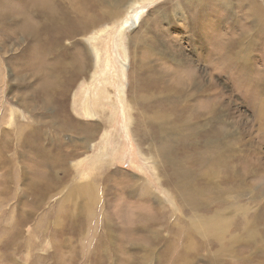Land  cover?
I'll return each mask as SVG.
<instances>
[{
    "label": "rangeland",
    "instance_id": "rangeland-1",
    "mask_svg": "<svg viewBox=\"0 0 264 264\" xmlns=\"http://www.w3.org/2000/svg\"><path fill=\"white\" fill-rule=\"evenodd\" d=\"M23 1L0 0V119H3L2 123L0 121V141L2 144L9 139L7 143L13 146L6 149L5 142L0 147L1 151L4 150V154H0V264H9L8 258L13 259V264H139L140 260L144 264H247L242 256H248L253 263L259 261L257 248H253L252 244L245 248L243 243L251 241L253 236H247L250 233L259 239L262 226H259L258 220H253V214L261 212L263 215L264 212V131L259 113L260 106L264 110V0H141L129 10L127 8L133 0H52L67 12L62 26L41 20V24L49 27L45 34L47 41L63 35L61 47L66 49L61 52L57 49L53 55L71 54L78 49L85 54L84 58L81 56V61L85 64L90 61L91 67L85 76L76 80L64 79L61 90L58 89L51 103L45 105L43 100L33 96L38 93L35 91H41L38 79L20 73L21 59L29 53L28 42L22 34L20 20L16 22L12 18H19ZM103 11V15L107 13L109 17L121 12V17L114 24L105 19L103 24L91 28L90 32L106 24L111 26L92 44L104 54H100V64H94L93 55L88 51L90 46L81 39L85 34L73 36L72 32L79 30L77 16L93 15L100 22ZM135 17L137 21L134 22ZM117 25H122L125 31L122 32L125 37L122 45L128 64L124 66L123 80L118 77L122 71L119 61L122 63L123 56L121 47L117 45ZM136 36L144 39L141 45L127 44ZM71 41L78 45L71 47ZM69 42L71 45H66ZM212 43L220 54L225 45L231 46L233 61L230 67L211 55L215 49ZM234 44L238 47L233 50ZM140 61L151 68L155 65L157 72H138L135 69H138ZM102 70L108 77L103 83V78L99 76L97 79H101L95 80L100 88V98L91 95L92 99H82L91 94L92 89L88 92L83 88L91 83L92 73L100 74ZM177 71V74H183V79L193 75L195 82L206 88L204 95H215V119L225 132V136L221 137L223 147L219 148L221 159L236 167L241 175L238 177L242 181L236 184L233 181V193L228 192L226 185L222 186L223 193H220L227 205L232 201L237 203V207L229 205V211L233 212L226 217L231 215L230 231L239 235V241L235 246L226 245L225 241V252H220L219 247H210L208 243H200L191 234L194 233L193 228L187 224L188 219L194 217L187 209L197 207L191 205L193 198L187 197L186 191L192 183H187L188 188L182 197L181 181L173 172L178 171L180 178L187 172L188 177L193 179L192 157L187 155L180 168L174 164L173 170L163 160L165 146L169 145L167 138L175 140L172 145L174 151L182 149L179 144L182 133L178 129H182L183 125L175 115L180 114L181 120L184 117L187 120L188 115H195L201 110L200 100L203 103L208 100L201 97L194 102L190 100L186 114L180 112V105L172 109L154 99L138 104L130 102L134 94L143 98L157 97V91L166 88L163 82L172 78L168 73L178 76ZM174 81L178 83L176 78ZM120 83L125 87V102ZM135 84L139 89L137 91L134 90ZM101 88L107 92L106 95ZM161 97L165 98V94ZM179 98L184 104V97ZM84 101L88 102L85 112H81ZM126 102L131 108L130 121L125 117L129 109ZM210 105L203 112L209 110ZM9 109L16 111L11 118ZM18 123L28 124V128L36 130V134L41 132L38 136L34 135L33 142L39 141L43 149H51L48 151L58 162L55 169L58 185H53L52 191L47 192L46 198L43 197L35 210L30 209L29 202L37 196L26 194L22 186L23 176L29 181L35 178L45 180L44 176H52V173L48 171L45 160V164L40 166L36 164L40 159L37 160L38 157L32 156L28 150H22L21 146L15 150L18 140L21 142L24 132L28 131L27 127L26 131L20 129V139L3 134L11 130L15 132ZM127 123H130L128 127ZM204 123L206 119L199 121V125ZM158 124L162 125V140L155 132ZM91 130L95 131L89 137L92 139L91 148H83L85 134ZM53 148L55 151H52ZM148 148L152 149L151 153ZM142 153L149 158L148 163L144 162ZM30 155L34 160H29ZM101 157L106 160L102 162ZM6 161L10 166H6ZM223 173L226 171L223 170ZM80 179L82 183L90 181L95 186L90 191L88 185L80 183L75 186L78 188L75 192L72 183ZM196 181V186L201 187L199 183L202 180ZM40 183L47 189L50 186L46 181ZM143 183L147 188L142 187ZM24 209H27L25 216L22 213ZM248 209L247 221L242 220L240 213ZM206 217L209 216H203ZM252 221L255 223L251 224ZM171 223L173 227L170 228ZM241 228H244L243 231H240ZM150 229L158 231V238L156 234H147ZM189 233L192 243L183 249V241ZM27 240L37 249L31 247L23 251V243ZM103 240H106L105 244Z\"/></svg>",
    "mask_w": 264,
    "mask_h": 264
},
{
    "label": "bare ground",
    "instance_id": "bare-ground-1",
    "mask_svg": "<svg viewBox=\"0 0 264 264\" xmlns=\"http://www.w3.org/2000/svg\"><path fill=\"white\" fill-rule=\"evenodd\" d=\"M138 1H141V0H133L132 3L130 4V6L127 8V10L131 9L134 5H136V3H138ZM21 5L22 6L19 9V14H18L19 18L18 19L14 18V17L12 18L16 22L20 20L19 25L22 28V34L24 35L25 39L28 42V50H29L28 52L29 53H28L27 57H24V58L21 59V62H23V64L21 63L22 67L20 69L21 70L20 73H24L28 77H33V78H37L38 79L39 84H40L39 87H40L41 91H35V92H38V93H35L33 96L35 98H37V99L43 100L44 101L43 102L44 105L45 104H49L53 100L52 99L53 98L52 97L53 94L55 92H57L58 89L61 88V85L64 82V79L66 81L67 80L69 81V80H76L80 76H85L87 74L88 69L91 67V64H90V61H87L86 64H85L84 61H81V59H82L81 56L84 58L85 54L83 52L79 51L78 49L75 51V53H71V54L61 55L60 53H58V54L53 55L57 49L60 50V52L64 51L66 49L65 47L64 48L61 47V45H62L61 39H62L63 35L59 34L56 38L51 39V40L49 39L47 41L46 37H45V34L49 30V27L41 24V20L47 21L50 25H61L62 26L65 23V18H66V13L67 12L65 13L64 10L59 8L57 6V3H54L52 0H24ZM123 5H125V4H123ZM103 13H104V11L101 14L102 16H101L100 22H99L98 19H95V17L93 15H89V14L83 15V14H81V15L77 16L76 20H77V22L79 24V30H77L75 32H72L73 36H77V34L78 35H84L85 34L84 37H82L81 39H83L82 41L86 45L90 46V48H88L89 49L88 51L91 52L92 55H93L92 59L94 61L93 62L94 64H96V63L100 64V61L102 60V58H100V54H102V55H104V54L100 53L92 44L95 43L97 39L102 37V35H104V33L107 30H109L111 26L106 24L104 27L101 26L102 27L101 29H99L97 31H91L90 32L91 28L95 27V26H98V24H100V23L103 24L105 19H108V20L112 21L111 23L114 24L117 21V19L121 17V12L114 13L113 15H110V17H109V15H107V13H105L106 15L105 14L103 15ZM135 21H137L136 17H135L134 22ZM138 21H139V19H138ZM154 23H157V22H154ZM258 23L262 24V21H259ZM117 28H118L117 45L119 44V47H121V52H122V56H123L122 63H121V60L119 61V64L121 66V68H119V69H121L122 71L119 72V74H118L119 76L118 77L121 78V77L124 76V73H123L124 66L126 65V63L128 61H127L125 49L123 48V45H122V43H123L122 40H123V37H124L122 32H125L124 31V27H122V25H119V26L117 25ZM134 31H136V30H134ZM88 32H89V35H87ZM151 32L153 34H155V31H151ZM136 34H137V32H136ZM137 36L134 37V38L132 37L131 40H128L127 44H130V42H131V44L133 46L141 45V43L144 42V39H140ZM71 42H72V45L70 44ZM71 42H69L66 45H71V47H73V48L78 45V44H76L73 41H71ZM100 43L103 44L102 42H100ZM233 43H235V42H233ZM212 44H213V47L215 49H213V51L211 52V55H213L216 58H218V60L220 62H226L227 67L228 66L230 67L232 65V61H233V58H232L231 53H230L231 52V46L228 45V44L225 45L224 46L225 48L223 49V52L220 54V51L217 52V50H219V49H217L216 45H214V43H212ZM117 45H116V47H117ZM211 47H212V45H211ZM237 47H238V45L236 46V44H234L233 50L235 48H237ZM215 50H216V52H215ZM68 51H70V50H68ZM102 51L103 50H101V52ZM213 56H211V58ZM233 57H234V55H233ZM114 61H115V58H114ZM102 62H104V61H102ZM107 64H110V63L107 61ZM107 64H106V66H107ZM51 67H53V69H54L53 71H51ZM137 67H138V69H135V70H137L138 72H140V71H145L146 73L147 72H150V73L157 72V69L155 68V65H153V68H151L150 66L147 65V63L144 64L143 61ZM103 69H105V68H103ZM135 70H133L134 74H136ZM103 71L104 70H102L100 72V74L99 73L96 74L94 72L92 73V75L90 76L91 77V79H90L91 83L90 84L88 83V86L86 88H83L84 91L85 90H87V91L89 90L90 91L92 89V91H90L91 94L89 96H88V94L87 95L82 94V95H85V98L83 97L82 99H84V100L85 99H89V98L92 99L91 98L92 96H93V98H98V96L100 95L99 94L100 88L96 86V84L98 82L97 81L95 82V80L99 76V77L103 78L102 79V83L104 81H106L108 76L106 77V75L103 74ZM116 73H117V71H116ZM177 73H178V71L176 72V75H178V76H174V74H172V73L170 74V72L168 73L169 75H171L172 78L170 80L166 81V82H163L166 85V88L159 89L157 91V93H158L157 97L152 96V98H150V97L149 98H145V97L143 98V97H139V96L137 97L134 94L131 97L130 102L133 103V104H138L137 102H139V103L143 102L144 103V101H146V100L154 99L156 102H159V103L161 101V104L163 102V105H165V106H167L169 108L171 107L172 109L174 107H176L175 105H180V107H181L180 112L183 113V114H186L187 107H188V102L190 100H193V102H194L199 97L208 100L207 103H203V100L202 101L200 100L199 106H200L201 110L199 112H197L195 115H192V116L188 115L187 116V120H186L185 117L181 120L180 114L177 115V116L175 115V118L180 119V122L183 125L182 129H178V132L182 133V139L179 142V144L182 147V149L179 150V151H174L172 145H173V142L175 140L173 138L172 139L167 138L166 143H168L169 145L165 146V144H164L162 146V147L165 146L163 160H165L166 163L168 164V166L172 169L174 164H176L178 166V168H180V166H181L180 163L181 162H183V163L185 162L184 158L187 157V155H190L192 157V159H191V163H192V166H193L192 168H194L193 170H195V172L192 173L193 179L188 177L189 173H187V172H185L181 178L177 176L178 171L175 170L173 172V175L176 176L181 181L180 187L182 189V194L181 193L180 194H181L182 197L185 194L186 188H188L187 187L188 186L187 183H192V185L190 184L191 187L189 188V190L186 191V192H188L187 197L189 196V197L193 198L192 201H190L191 205H197V207L194 210H190L189 208L187 209L192 214V216H194V217H191L190 219H188V223L187 224H189V227L193 228L194 233L191 232V234H193L197 239H199L200 243H203V242L208 243L210 247H215V248L219 247L220 248L219 249L220 252H223V251L225 252V250H226L225 243H224L225 241H226V245L229 243V244H231L230 246H233V245L235 246V244L238 243L237 241H239V237H238L239 235L237 236L236 234H234V233H232L230 231L231 230V226H232V217H231V215H230L231 218L230 217H226V216H229V214L231 212H233V211H229V210H231L229 208V205L233 204L234 206L237 207V203L235 201H232V202H230L227 205L225 200H223V198L220 197V193L221 192L223 193V188H222L223 185H226L229 188L228 192H231L233 190V181H235V184L238 183L237 181H239V182L242 181L238 177V176H241V175L238 174L237 169H235L236 167L235 168L231 167L229 165L230 163L228 164V162H223V160L221 159V153H220L221 151L219 152V148L223 147L221 145V140H223L221 137L225 136V132L217 125L218 122H217V119H215V116L217 114L216 100L214 98L215 95L213 93H210V95H204V92H205L206 88L204 86H201V85L199 86L197 81L195 82V78L193 77V75H189V79L188 78L187 79H183V77H182L183 74L181 76V75H179ZM105 74H107V73H105ZM101 78H99V79H101ZM175 78H176V81L178 83H176L174 81ZM99 79H97V80H99ZM117 80H118V78H117ZM114 81H115V79H114ZM115 82H117V81H115ZM100 86H102V85H100ZM119 88L121 89L122 100H124V102H125V97H124V90H125L124 88L125 87L123 88L121 83H120ZM101 90H103V88H101ZM134 90H136V91L139 90L137 88V84H135ZM102 92L105 93V95L107 93V92H104V90ZM189 92H192V93H189ZM162 94H165V98L161 97ZM57 95H55V96H57ZM102 96L103 95L101 94V97ZM170 96H172V97H170ZM177 96L184 97V104H182L183 102L181 103V99L179 97L177 98ZM99 98H100V96H99ZM107 99L109 100V102H111L109 95H107ZM177 99H178V101L176 103ZM95 101L97 103V100H95ZM100 101H101V99H100ZM100 101L97 104V106L100 105ZM86 102H88V101H86ZM86 102L84 101V102L81 103V105H82L81 106V108H82L81 112H85ZM208 104H211L210 105L211 108L209 110L203 112L206 109ZM23 106H26V104H23ZM97 106H94V108H96ZM91 107H93V106H91ZM91 107H90V109H91ZM113 108L115 109V105L114 104H113ZM126 108H129V109L126 110L127 114L125 115V117L127 116V120L130 121L131 117H130L129 113H130L131 108H130L128 102H126ZM13 113L16 114V111H13L12 109H9V117L10 118L13 115ZM259 113H260V116H261V119H262L260 124H261V126L263 125L262 128H263V131H264V110H263L262 106L259 107ZM191 114H192V110H191ZM162 115L159 117L160 119H161ZM0 116H2V115H0ZM192 117H193L194 121H192ZM202 119H206V123H204L202 125H199V121H201ZM2 120L3 119L1 117V119H0L1 123H2ZM258 120H259V118H258ZM129 124L130 123L126 124L127 127H128ZM13 125H14V122H13ZM26 125L27 126H25L24 124L18 123V125H17V127L15 129V132H14V130H11V132H8V131H5V132L2 131V132H3V134L12 135L15 139H20V135H21V132H22V130H20V129L22 128L23 131H26L25 128L27 127L28 131L24 132L21 142H19V140H18V145L16 144V149L15 150L17 151L18 147H20V146L23 147L22 150H24V151L28 150L30 153H32L31 154L32 156L38 157L37 160L40 159V161H38L39 163L38 162L36 163V164H40V166H41V164L42 165L45 164V161H46L47 162L46 164H48V168L47 169H48V171L50 170V172L52 173L51 174L52 176H48L49 174H47L46 177L44 176L45 180H43V179L39 180V179L35 178L34 180H30L29 181V180H27L28 178H26V176H23L24 178L22 180V186L25 189L26 194H31V196H33V197L37 196V199L33 200L32 202H29V203H31L30 205L32 206V208H30V209H34L35 207L40 206V204H41V202L43 200V197L46 198L47 192L52 191L53 185H55V184L58 185L57 178L55 177V169H56V166H58L57 165L58 162L56 161V159H54V154H51L48 151V150L51 151V149H46V148L43 149L42 146L40 145V143L38 144L39 141H35L34 140L35 142H33L34 135L38 136L39 133H41V132L36 134L35 133L36 130H33V128L32 129L28 128V124H26ZM197 125H199L200 127L197 126ZM8 126L10 127V123L8 124ZM161 126L159 125L158 127H156V131L155 132H157L158 137L162 140L163 136H161L162 135ZM206 127H208V128H206ZM8 129H10V128H8ZM258 129H260V128H258ZM261 131H260V133H261ZM94 132H95L94 130H91V131H89L88 133L85 134V139L83 141V144L81 145L83 148H86V149L91 148L90 145L92 144V142L90 143V140H92V139H89V137ZM145 135H146V132H145ZM185 136H186V138H185ZM44 138H45V136H44ZM142 139H143V137H142ZM6 140H8V142H9V139H6ZM6 140H5V142H6L7 146L5 148L6 149H10V147L12 145L8 144ZM185 140H186V144H185ZM10 142H11V140H10ZM4 143L2 142V144H1V141H0V144H1L0 147H2L4 145ZM148 149H149V152L151 153L152 149L151 148H148ZM159 149L161 151V148H159ZM53 150H54V148L52 149V151ZM3 151H1V149H0V154L3 153ZM21 154H23V153H21ZM31 155L29 157V160H31L30 158H32V160H34V158ZM159 155L161 156L160 153H159ZM219 156H220V158H219ZM102 157H101V161L104 162V160H106V159L103 158L104 159L103 160ZM142 157L144 158V162L148 163L149 158L145 157L143 155V153H142ZM35 161H36V159H35ZM7 162L8 161H6V166H10L9 164H7ZM9 162H10V164H12V162L10 160H9ZM231 164H233V162ZM46 167H47V165H46ZM223 170H225L226 173H223ZM240 172H242V171H240ZM221 175H222L223 179H220V178H222ZM197 179L199 181L202 180L201 183H199V185H202L201 187L196 186L195 181ZM216 179H219V180H216ZM24 180H27V182H25ZM81 180L82 179H80L78 181L76 180L77 182L72 183L75 192H77V190H78V188L76 189L75 186L77 187V185H81L80 184V183H82V182H80ZM191 180H194V182L191 181ZM42 181H46V183H50V186H49L48 189L45 188V185L40 183ZM84 183H82V185H88L90 187L89 188L90 191L95 186V184L93 182H90V181L85 183V184ZM37 184H40V186H37ZM92 184H94V185H92ZM13 186H14V184H13ZM142 187L145 188L146 187L145 184ZM3 193H4V191H3ZM232 193H233V191H232ZM89 194H91V193L89 192ZM240 196H242V193H241ZM22 197H23V195H22ZM194 197H195V199H194ZM184 199H186V197H184ZM193 200H194V203H193ZM21 201H22V199H21ZM21 203H23V202H21ZM185 205H187V204H185ZM188 206H190V205H188ZM224 206H226L225 209H223ZM218 207H220L221 209H218ZM183 208H184V206H183ZM225 210L229 211V213L225 214L224 213ZM26 211H27V209L26 210L24 209L22 211V213H24L23 216H25ZM247 211L249 212L250 210L248 209V210L243 211L242 213H240V214L243 215V216H241V217H243L242 220H246L247 221V219H246V217H248V216H246V212ZM31 212H29V213L31 214ZM6 215H8V214H6ZM203 216L204 217L205 216H209V217L208 218L206 217L207 218L206 219V218H203ZM253 216H252L253 220L255 222L258 220L259 226H262V232L259 233L260 234L259 235L260 236L259 239L254 238V234L253 233H250V234L247 233L248 234L247 236H249V237L253 236V237H252L250 242L243 243V246L245 248H247V247H249L252 244L253 248L254 247L257 248V250H258L257 251V255H258V257H260V260L255 262V263H253V262L249 261V257L248 256L247 257H243L242 255H241L242 256L241 259L246 260L247 264H264V243H262V239L264 238V212H263V215L261 214V212H259V213L253 214ZM257 216H258V218H257ZM175 220H174V223H176ZM254 221H252L251 224H254L255 223ZM171 227H173L172 223H171L170 228ZM234 228H235V226H234ZM243 229L244 228H241L240 231L241 230L243 231ZM256 229H257V227H256ZM152 230L153 229L147 230L146 231L147 234L150 235V236L156 234L155 237L158 238V234H157L158 231L157 230L156 231L155 230L152 231ZM222 232H223V234H222ZM6 233H3V234L5 235ZM226 234H227V237H225ZM15 239H16V237H15ZM148 239H149V237H147V242H148ZM185 239H184L183 244H182V248L183 249L185 247L191 245V243H192V238L190 237V233L186 235ZM105 242H106V240L102 241V243H104V244H105ZM10 245H11V243H10ZM23 245H24V248H25V249H23V251H25V250H27L28 248H31V247L33 249H37V247H35L33 244L31 245V241L30 240H27L26 242H24ZM181 257L182 256H180L178 259H180ZM8 259L10 261L9 264H13L14 263L13 259H11V258H8ZM139 264H144V263H143L142 260H140Z\"/></svg>",
    "mask_w": 264,
    "mask_h": 264
}]
</instances>
